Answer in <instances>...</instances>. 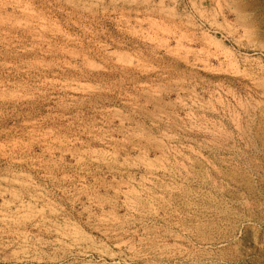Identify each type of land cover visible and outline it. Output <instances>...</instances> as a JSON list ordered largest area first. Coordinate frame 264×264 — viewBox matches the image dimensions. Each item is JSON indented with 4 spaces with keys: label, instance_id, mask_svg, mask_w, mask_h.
<instances>
[{
    "label": "rangeland",
    "instance_id": "obj_1",
    "mask_svg": "<svg viewBox=\"0 0 264 264\" xmlns=\"http://www.w3.org/2000/svg\"><path fill=\"white\" fill-rule=\"evenodd\" d=\"M0 264H264V0H0Z\"/></svg>",
    "mask_w": 264,
    "mask_h": 264
}]
</instances>
